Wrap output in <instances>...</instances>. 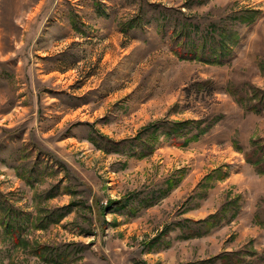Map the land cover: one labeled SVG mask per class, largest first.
<instances>
[{
  "label": "rangeland",
  "instance_id": "obj_1",
  "mask_svg": "<svg viewBox=\"0 0 264 264\" xmlns=\"http://www.w3.org/2000/svg\"><path fill=\"white\" fill-rule=\"evenodd\" d=\"M229 86L264 89V0H0V264H264V174L244 159L264 112ZM164 118L211 126L148 154L93 143Z\"/></svg>",
  "mask_w": 264,
  "mask_h": 264
},
{
  "label": "trees",
  "instance_id": "obj_2",
  "mask_svg": "<svg viewBox=\"0 0 264 264\" xmlns=\"http://www.w3.org/2000/svg\"><path fill=\"white\" fill-rule=\"evenodd\" d=\"M250 13H254L256 10H246ZM134 27V26H133ZM186 36H184L185 38ZM182 44H179L180 46H188L192 40L188 39H183L181 40ZM178 45L174 46L173 51L175 53H178L179 55H183V57H189V58H198L202 60V56L198 54L197 49L193 48V51L190 50V52H184L186 54H180L181 52H178L177 50ZM216 48L219 50L220 53H226L228 52L227 48H229V44L227 41L223 39V37L217 38L216 39ZM211 50V48H210ZM181 51V49H179ZM199 55V56H197ZM220 56V55H219ZM198 84L196 85H205L208 86V89L212 88L210 87L211 81L209 80H204L197 82ZM226 91L233 96V99L243 105L247 111H252L255 113H262L264 112V89H257L254 90L252 93L249 92L250 94H247L246 90H240L238 87H227ZM210 124H205V126H202V120L201 119H187V120H171V119H159L156 121H153L152 123H149L148 125L144 126L140 131L137 132L136 135H134L131 138L128 139H122V140H111V138H108L105 135H99V139L101 141H104V146L101 145L99 141H93L94 145L97 146L99 149H102L104 152H113V153H121L124 154V149L129 151L131 149H135L136 147L139 146H147L149 149L145 152L144 154H148L152 152V148L149 145L150 139L154 140L157 139L158 134H162L163 136L167 137L170 141L172 142V145L175 146H183L185 145L189 140H196L198 139L201 135H203L207 130L210 128ZM195 130V132H193ZM182 137L184 139L182 140ZM181 139V140H180ZM126 143L125 148H122L121 144L124 142ZM252 148L246 152H244V159L246 162L251 164L254 168L256 173L258 174H264V143L260 145L258 143V140L253 139L251 141ZM117 143L120 144V146L117 145ZM118 146V147H116ZM134 151V150H133ZM52 197V196H50ZM131 200L130 197H126L124 199H119V200H110L106 206H104V210L108 209L111 204H118L119 208H124L126 207L127 203ZM57 210L50 211L49 214H52L54 211L57 212V217L55 219V222L60 221L66 214L70 212V204L62 205L56 208ZM223 218V214L218 213H213L208 215L206 218H203L201 220L196 221L195 223H202L205 226L212 227L216 224H218L219 220ZM212 220V222H211ZM12 222H6L5 223V228L7 231L9 230V234L12 236L13 241L17 242L18 235H17V230L14 228V226L11 225ZM196 235H200L199 231L197 230H192L189 233H183L182 237L184 238H190ZM44 256L41 248H35L34 251L36 254L42 255V257H46L48 255L49 257H52L51 255L47 254L51 250L47 246L44 248ZM228 257V256H227ZM225 257L224 263L225 264H237L241 260H231L230 258ZM209 262H212L213 259H209ZM143 264H146L143 262ZM178 264H186V263H178Z\"/></svg>",
  "mask_w": 264,
  "mask_h": 264
}]
</instances>
